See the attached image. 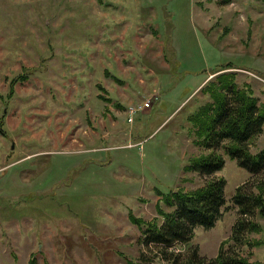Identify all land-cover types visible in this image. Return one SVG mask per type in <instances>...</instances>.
<instances>
[{"label": "rangeland", "instance_id": "1", "mask_svg": "<svg viewBox=\"0 0 264 264\" xmlns=\"http://www.w3.org/2000/svg\"><path fill=\"white\" fill-rule=\"evenodd\" d=\"M229 71L264 104L263 0H0V264H128L142 253L186 264L190 247L209 260L222 246L264 264L259 212L247 217L255 229L230 238L236 187L257 193L264 170L223 147L211 175L226 182L222 215L171 248L176 263L130 219L160 220L156 189L209 178L183 171L209 153L189 115L210 101L202 86ZM248 147L264 148V125Z\"/></svg>", "mask_w": 264, "mask_h": 264}, {"label": "trees", "instance_id": "2", "mask_svg": "<svg viewBox=\"0 0 264 264\" xmlns=\"http://www.w3.org/2000/svg\"><path fill=\"white\" fill-rule=\"evenodd\" d=\"M220 1L226 4L232 0ZM229 65H219L214 71L235 68ZM15 80L11 81V93ZM201 90L209 96L210 101L201 104L190 114L189 121L194 132V143L209 150V153L190 157L183 165V171L207 175L209 178L192 189L177 187L168 192L156 189V208L160 220L152 218L145 221L130 214L132 222L142 231L143 244L147 248L156 246L159 249L157 255H163L165 260L173 258L174 263L178 261L179 255L171 248L189 243L197 227L210 229L222 215L226 203V182L222 177L211 176L224 166L225 159L217 150L223 147L240 167L252 174L264 170V148L252 153L248 147V141L263 129L264 104L259 103L248 85L238 86L235 72L232 71L223 72L207 81ZM257 187V193L249 189L247 183L236 187L233 202L240 218L236 220L230 237L234 241H239L246 231L257 227V223L248 216L252 217L256 212L264 216V181ZM188 251L186 264L248 263L230 247L224 250L222 246L218 254L209 260L198 255L197 247H190ZM140 259L138 263L129 260L128 264L152 263V259L144 253Z\"/></svg>", "mask_w": 264, "mask_h": 264}, {"label": "built area", "instance_id": "3", "mask_svg": "<svg viewBox=\"0 0 264 264\" xmlns=\"http://www.w3.org/2000/svg\"><path fill=\"white\" fill-rule=\"evenodd\" d=\"M144 106H148V103L145 102V103H144ZM142 107H143V106H142ZM142 107H141V108H142ZM141 108H140V109H141ZM136 110H137V109H136ZM136 110H131V111H132V113H133V112L136 111Z\"/></svg>", "mask_w": 264, "mask_h": 264}]
</instances>
